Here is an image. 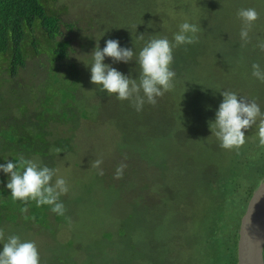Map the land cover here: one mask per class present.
Returning a JSON list of instances; mask_svg holds the SVG:
<instances>
[{
	"label": "rangeland",
	"instance_id": "374dc122",
	"mask_svg": "<svg viewBox=\"0 0 264 264\" xmlns=\"http://www.w3.org/2000/svg\"><path fill=\"white\" fill-rule=\"evenodd\" d=\"M43 2L61 17L58 39L69 41L74 48L68 59L54 62L64 68L75 64L81 78L73 79L71 71L51 70L55 66L51 51L58 46L43 42L40 48L46 52L37 56L27 40L28 69L14 79L8 73L9 64H1L0 120L20 119L23 104L33 117L42 110L43 97L54 92L59 82L75 88L76 99L66 108V118L50 121L43 128L53 144L58 138L65 139L70 150L56 154L52 145L48 157L33 156L42 166L59 169L58 176L67 181L69 192L60 200L69 218L57 221L55 213H50V229H27L30 222L22 220L27 213H19L15 224L2 217L0 229L6 228L5 237L15 234L35 241L40 264H207L206 259L210 263L209 254L200 251L198 237L207 234L208 223L199 216L208 207L200 182L207 180L210 170L227 154L236 151L220 147L209 121L215 120L223 90L256 100L264 112V83L251 74L253 63L264 68V51L257 47L264 42V0ZM241 8H255L259 13L247 44L240 38L242 22L237 13ZM185 21L200 28L194 47L205 55L192 58V44L174 48L171 67L176 72L175 87L157 98L155 106L146 103L137 112L129 101H120L115 95L110 98L91 83L90 66L85 63H92L97 42L103 49L108 39H118L121 47L138 55L152 38L173 41L178 24ZM141 33L143 41L136 39ZM105 63L138 77L135 61L114 63L106 57ZM53 116L59 118L56 113ZM31 127L38 130L37 124L28 129ZM245 135L246 143L240 150L247 145V156L256 160L258 152L264 150L257 129L253 127ZM96 159L103 161V176L91 167L90 162ZM121 162L127 168L117 180L115 171ZM168 165L169 175L163 176ZM231 197L237 199L233 210H239L241 194ZM217 200L222 202L223 197L218 195Z\"/></svg>",
	"mask_w": 264,
	"mask_h": 264
},
{
	"label": "trees",
	"instance_id": "16d2710c",
	"mask_svg": "<svg viewBox=\"0 0 264 264\" xmlns=\"http://www.w3.org/2000/svg\"><path fill=\"white\" fill-rule=\"evenodd\" d=\"M61 21V17L50 12L43 0H0V69L1 64L8 63V73L15 79L21 70L27 68L29 54L27 40L34 49V55L37 56L40 55V51H43V47L40 48L43 42L51 47L58 46V49L51 51L52 64L58 60L68 59L74 52V48L70 46L69 41L58 39L62 34ZM73 23L76 24V22ZM73 23L69 24L70 27L73 26ZM169 25L174 28L173 19H170ZM28 35H32L31 40ZM194 44L191 45L192 58L195 59L201 55L202 59L205 55L204 51L195 48ZM31 56L33 57V54ZM55 69L59 73L63 70L71 71L74 74L73 79L81 78V71L75 67V64L64 68L55 63V66H51V70L55 71ZM48 70L49 68L46 73ZM193 78L195 77L193 76ZM44 83L48 85L47 79ZM17 84L23 86L20 82ZM49 93L41 101L42 110L34 112L33 117L28 113V106L23 104L22 113L19 112L20 119L4 121L6 123L0 120V141H2V143L0 142V164L6 163L4 158L15 162L20 155L26 159H32L33 156L48 157L52 145L54 148L70 150V146L64 143L65 139L58 138L53 144L48 139L50 133L43 128L50 121H63L66 118L69 113L66 108L71 107L72 101L76 99L75 88L70 84L66 85L65 82H59L56 84L54 92L49 91ZM60 108H62L61 113L58 112ZM54 113L59 116L58 119L53 116ZM72 117H74L73 113ZM29 121L35 127L37 124L38 130H32V127L28 129V126H31ZM17 124H20V127H17ZM248 149L249 147L246 145L244 149L239 150V154L237 152L227 154L215 166L216 168L210 170L207 180L200 182L208 196L206 212L199 215L208 220L207 234L198 235L200 245H202L200 251L209 254L210 263L205 256L207 264H237L238 262V231L241 217L253 192L264 178V150L258 152L255 160L247 156ZM162 164L167 165V163ZM166 170L163 172V176L169 175V165ZM7 183L8 176L0 172V228L2 217L15 224L21 209L25 207L22 202L12 200L11 190L5 186ZM238 193L242 196V205L239 210L234 211L237 199L231 196ZM218 195L223 197L222 202L217 200ZM50 213H53L51 206L37 207L35 202H30L27 215H22V220L26 224L27 222L31 223L27 229L35 227L50 229L52 227L49 223ZM54 215L57 221L61 219L66 221L69 218L66 212L63 216ZM4 232H6V228Z\"/></svg>",
	"mask_w": 264,
	"mask_h": 264
},
{
	"label": "clouds",
	"instance_id": "9594fccd",
	"mask_svg": "<svg viewBox=\"0 0 264 264\" xmlns=\"http://www.w3.org/2000/svg\"><path fill=\"white\" fill-rule=\"evenodd\" d=\"M237 15L242 22L240 38L247 44L259 13L255 8H241ZM148 26L152 27L151 22ZM199 32L200 28L196 24L185 21L179 25L173 41H169L167 37L152 38L145 43L138 55L131 48L121 47L118 39H108L103 49L97 42L91 53L92 63H85L86 67L90 66V81L99 91L106 92L108 97L115 95L120 101H129L137 112L142 111L146 103L155 106L157 98L163 97L175 87L176 72L171 67L174 63V48L197 43ZM136 39L143 41L144 33L137 35ZM257 47L264 51V42ZM106 57L111 58L114 63L129 64L135 61L139 66L138 77L132 78L111 64H106ZM251 67L252 76L264 83V68L259 63H253ZM220 94L223 101L215 113V120L209 121L212 135L220 141V147L239 154L240 148L246 143L245 132L253 127L257 129L259 145L264 147V112L256 100L229 90L220 91ZM51 151L59 154L63 150L54 148ZM4 159L6 163L0 164V172L8 176L6 187L11 190L12 200L25 205L21 209L22 214L28 212L30 202H35L37 207L51 206V211L55 214H65V205L60 198L69 192V186L63 177L58 176L59 169L42 166L38 158L26 159L23 155L15 162L9 158ZM102 163V159L90 162L100 176L104 175ZM126 168L127 164L121 162L114 178L122 179ZM0 243L3 244L0 264H40V253L35 241L22 240L15 234L5 237L4 230L0 229Z\"/></svg>",
	"mask_w": 264,
	"mask_h": 264
},
{
	"label": "water",
	"instance_id": "95a60500",
	"mask_svg": "<svg viewBox=\"0 0 264 264\" xmlns=\"http://www.w3.org/2000/svg\"><path fill=\"white\" fill-rule=\"evenodd\" d=\"M237 264H264V178L241 217Z\"/></svg>",
	"mask_w": 264,
	"mask_h": 264
}]
</instances>
